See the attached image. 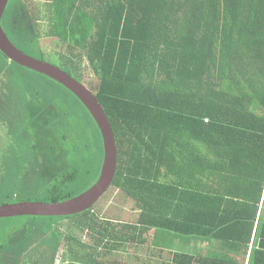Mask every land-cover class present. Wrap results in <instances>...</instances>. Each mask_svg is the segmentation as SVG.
Masks as SVG:
<instances>
[{
	"label": "trees",
	"instance_id": "16d2710c",
	"mask_svg": "<svg viewBox=\"0 0 264 264\" xmlns=\"http://www.w3.org/2000/svg\"><path fill=\"white\" fill-rule=\"evenodd\" d=\"M42 1L47 22L31 12L33 1L9 0L2 26L19 51L96 97L118 153L104 195L118 190L134 206L4 218L0 264H143L151 256L158 264H264V0ZM0 56V75L14 80L0 95L1 140L10 145L0 206L78 196L103 162L96 123L62 85ZM166 236L190 240L192 253L162 247ZM201 241L221 249L203 250Z\"/></svg>",
	"mask_w": 264,
	"mask_h": 264
},
{
	"label": "water",
	"instance_id": "95a60500",
	"mask_svg": "<svg viewBox=\"0 0 264 264\" xmlns=\"http://www.w3.org/2000/svg\"><path fill=\"white\" fill-rule=\"evenodd\" d=\"M8 4L9 0H0V52L8 61L59 83L84 105L101 134L104 157L97 180L89 189L78 196L60 203L34 201L4 204L0 206V219L61 217L88 211L104 196L115 178L118 153L113 130L104 108L89 89L61 68L30 58L10 42L2 26L3 15Z\"/></svg>",
	"mask_w": 264,
	"mask_h": 264
},
{
	"label": "rangeland",
	"instance_id": "374dc122",
	"mask_svg": "<svg viewBox=\"0 0 264 264\" xmlns=\"http://www.w3.org/2000/svg\"><path fill=\"white\" fill-rule=\"evenodd\" d=\"M31 1H33V3H34V8L33 9H31V12H33V13H35V15L37 16H35L34 14V16H35V18H37V19H40V20H42L43 22H47V19L49 20V16H50V14H49V7H47L46 5H45V2L44 1H42V0H31ZM42 30H46V27L45 26H41L40 27V31H42ZM45 42L47 43L48 42V46H50L51 48L50 49H48V52H52V53H55V52H57L58 51V49H59V47L57 46L58 44L57 43H53V44H51L50 42H49V40H45ZM47 52V51H46ZM0 58L2 59V60H4V61H6L5 59H3L1 56H0ZM0 59V60H1ZM54 62L55 63H58L59 64V61L58 60H54ZM9 72H12V71H15V68L14 67H12V69H9L8 70ZM14 73V72H13ZM8 83H12V80H13V78L11 77V76H8ZM13 82H14V80H13ZM8 88V87H7ZM68 99H72V100H74L75 101V99L73 98V97H68ZM73 107L72 108H74V110H75V112H76V114H77V116H79V117H81V118H83L84 116H83V113H85V111L83 110V113H82V111H81V108H80V106L77 104V105H72ZM1 125H2V122L0 121V127H1ZM18 135V134H17ZM13 138H15V136L14 135H11L10 134V144H11V146H13V145H15V147L17 148V145L15 144V141H14V139ZM29 138H31V139H29V140H33V141H31V144H35V143H38V141H39V138L36 136H33V135H29ZM1 156V155H0ZM102 167V166H101ZM100 170H101V168H100ZM99 176V175H98ZM98 178V177H97ZM84 191V190H83ZM5 194H7V195H11V192L10 191H5ZM19 197H21V196H19ZM104 197V198H103ZM93 207L94 208H96V209H98V207L101 209V208H103V207H105V208H110L112 205H116L117 207H124L125 208V210L126 211H129V210H133V206H134V204L132 203V202H130V201H127L126 199H125V195H123V193H121V192H119L118 190H115V189H111L108 193H107V195H104ZM4 219V218H3ZM0 220H2V219H0ZM18 220H20V222H23V220H27V219H18ZM55 222H56V220H55ZM58 229H60L61 231L62 230H64L65 228H66V224L65 223H60V224H58V226H56ZM166 237H168V239L170 238V236H166ZM84 241V240H83ZM176 241V240H175ZM174 241V242H175ZM190 241V240H189ZM189 241L188 240H185L184 238H180V240H178V242H176V244H175V246L178 248V251L179 250H181V251H183V252H185V253H192V249H191V245H188V243H189ZM85 242V241H84ZM69 245H70V247L71 248H73V249H75V250H78L80 253L81 252H84L85 250H82L81 248H80V246H78V245H76L75 243H73V242H68V243H66V246L67 247H69ZM66 246H65V248H64V251L66 250ZM164 255H166V258L167 257H169V255L171 254L168 250L167 251H165L164 253H163ZM152 258H154L153 256H151L150 257V260H152ZM156 259H155V264L156 263H158V262H160V260H159V258L158 257H155ZM115 261H124V262H126L124 259L123 260H121V259H114ZM127 263V262H126Z\"/></svg>",
	"mask_w": 264,
	"mask_h": 264
},
{
	"label": "flooded vegetation",
	"instance_id": "af4514ba",
	"mask_svg": "<svg viewBox=\"0 0 264 264\" xmlns=\"http://www.w3.org/2000/svg\"><path fill=\"white\" fill-rule=\"evenodd\" d=\"M8 6H9V4H8ZM7 6V7H8ZM7 9V8H6ZM6 12V11H5ZM24 16V14H11V22H16V21H20L21 20V18H24L23 16ZM4 29V28H3ZM6 32V31H5ZM42 32V31H41ZM7 33V32H6ZM8 37V36H7ZM10 42H11V40H10ZM46 45V47H48V45L47 44H45ZM45 47V48H46ZM45 48H43V50L46 52V50H45ZM9 63H10V61H9ZM9 88V83L7 82V79H6V77H5V73L4 74H1L0 75V95L1 96H5V93L6 92H8V88ZM9 93V92H8ZM10 94V93H9ZM1 134H3V130H2V133H0V163H1V157L2 156H6V152H7V150H8V147L10 146V145H7V146H5L4 145V141H2L1 140Z\"/></svg>",
	"mask_w": 264,
	"mask_h": 264
},
{
	"label": "crops",
	"instance_id": "0c3cea01",
	"mask_svg": "<svg viewBox=\"0 0 264 264\" xmlns=\"http://www.w3.org/2000/svg\"><path fill=\"white\" fill-rule=\"evenodd\" d=\"M254 237H255V235L253 234V239H252V241H254ZM176 240V241H175ZM175 241V242H174ZM178 240L175 238V237H171L170 236V238L168 239V237H166V241H163V246L162 247H164V246H166L167 244V248H170V246L171 245H174L176 242H177ZM200 246H201V248L203 249V250H205V249H207L208 247H214V248H219V249H221L220 248V245L218 244V243H211V245H209V243L208 242H205V241H201L200 242ZM168 250V249H167ZM253 250V242L249 245V253L251 252ZM169 251H170V249H169ZM154 258H152V260H150V258H149V260H148V262H145V263H143V264H155V256H153ZM160 258V257H159ZM124 263H126V262H124ZM128 263V262H127ZM128 264H131V263H128ZM134 264H141L140 262H134ZM156 264H158V263H156Z\"/></svg>",
	"mask_w": 264,
	"mask_h": 264
},
{
	"label": "built area",
	"instance_id": "2783aa9c",
	"mask_svg": "<svg viewBox=\"0 0 264 264\" xmlns=\"http://www.w3.org/2000/svg\"><path fill=\"white\" fill-rule=\"evenodd\" d=\"M260 208H261V209L264 208V205H263L262 203L260 204Z\"/></svg>",
	"mask_w": 264,
	"mask_h": 264
},
{
	"label": "clouds",
	"instance_id": "9594fccd",
	"mask_svg": "<svg viewBox=\"0 0 264 264\" xmlns=\"http://www.w3.org/2000/svg\"><path fill=\"white\" fill-rule=\"evenodd\" d=\"M117 148V147H116Z\"/></svg>",
	"mask_w": 264,
	"mask_h": 264
}]
</instances>
